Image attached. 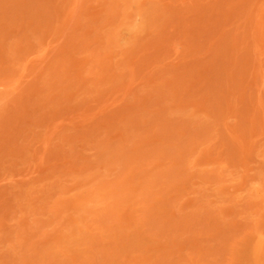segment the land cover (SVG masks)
Returning a JSON list of instances; mask_svg holds the SVG:
<instances>
[{
  "label": "rangeland",
  "instance_id": "obj_1",
  "mask_svg": "<svg viewBox=\"0 0 264 264\" xmlns=\"http://www.w3.org/2000/svg\"><path fill=\"white\" fill-rule=\"evenodd\" d=\"M0 264H264V0H0Z\"/></svg>",
  "mask_w": 264,
  "mask_h": 264
}]
</instances>
